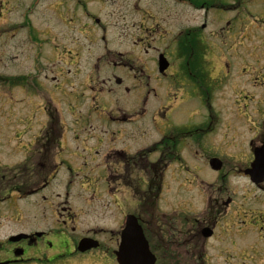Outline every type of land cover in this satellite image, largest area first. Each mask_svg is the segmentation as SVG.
<instances>
[{
  "label": "rangeland",
  "instance_id": "1",
  "mask_svg": "<svg viewBox=\"0 0 264 264\" xmlns=\"http://www.w3.org/2000/svg\"><path fill=\"white\" fill-rule=\"evenodd\" d=\"M66 2L67 5H65ZM136 3L139 12L146 11L154 14L155 10H158L162 14V10H165L171 14L168 21L175 20L182 23L181 17L177 20L175 18L180 15V6L171 2L136 0ZM120 6L121 0H0V159L13 166L25 159L24 151L16 143H32L38 137L46 123V116L40 108L44 104L43 96L55 97L57 98L55 106L60 109L59 113L66 124L62 123L64 125L62 137L65 142L62 141V151L56 157L57 164L63 162L64 165L59 168V172L50 185L51 190L61 196L57 200L55 198L53 204L61 201H63L62 204L66 201L68 204L73 202L76 208L83 210V208H90V203L87 201L93 199L95 204L115 203L119 209L118 212L116 208L110 206L109 214L105 213L101 217L92 213L77 214V209L74 210L75 218L71 222L72 229L75 230L71 234L73 240L77 242L91 232L93 235L100 236L99 240L104 246L102 245L100 250L93 251L91 254L81 255L79 258L73 256V259L69 258L65 262L58 261L55 264H117L112 251L107 252L114 245L111 244V236L107 231H112L114 228L119 230L120 226L124 225L128 213L137 214V202L131 193L124 189L127 184L145 188L146 182L142 180L146 181L147 178L145 173L131 171V168L123 172V166L114 164L110 173L113 175L112 184L108 187L105 157L113 150H123L132 154L152 146L172 132L196 131L192 136L180 141L178 152L181 161L172 163L165 172L159 202L161 209L173 211V209L180 208L184 209V212H186L185 208L190 207L195 212L202 209L204 200L193 187L198 188L200 183L212 184L220 179L221 172H216L210 167L209 161L213 158L221 159L225 164L223 170L230 171L227 183L223 185L228 186L230 192L236 193L234 197L236 201L242 200L243 193L251 186L248 179L239 176L235 171L244 166L247 142L254 138L255 129L229 131L231 115L225 109L219 108L222 101L219 100L215 104V98L213 102L211 99L207 102V104L212 103L213 106V112L209 113L210 116L205 112L206 106H202L195 100L193 94L185 90H174L175 94L165 95L168 84L164 83L160 88V84L152 83L154 74L148 72L155 66L157 68V58L160 53H166L167 56L169 54L171 63L179 64L178 67L181 68V62L177 57L179 52L172 47L160 51L151 49L150 52H145L138 47L135 50L132 49L129 46L128 28H126V40L120 37V34L122 28L125 31V27L134 20L138 21L139 17L121 18L118 11ZM263 8V5L251 7V9L258 10ZM28 9L35 10L34 15L26 14ZM64 10L68 11V14L62 17L61 11ZM50 16L56 26H53ZM190 16L192 12L184 10V23ZM95 20L100 22L99 26L95 24ZM47 23L51 24L52 29H45V27L48 28ZM150 23V20H146L147 25ZM28 24L30 28L33 26L31 30L26 28ZM180 24H175L176 30ZM160 25L162 31L169 29L162 22ZM44 30L46 34H39ZM29 31H31L30 36L38 41L42 49L52 51L48 56L50 59L43 58L40 66L35 69H33L31 60L32 54H30L33 48L28 47L30 39L25 37H29L26 35ZM124 40L125 44L121 45ZM106 44L107 47H105ZM34 45L36 47V44ZM106 48L122 52L123 56H110V58L113 62H123L131 69L133 66L130 65L134 64L135 67L132 70H135V73L132 77L136 74L135 80L138 85L144 86L147 82H151L150 88L154 89L156 96L151 93L149 99H146L147 92H143L142 97H139L138 92L134 91V88L139 90L135 87L134 80L130 83L129 87L132 88L130 92L123 88H116L113 86V81L110 87L115 92L100 96L97 99L98 111H92L88 123L83 128H78L86 121L85 114L91 111L93 106L91 91L88 83L84 84L85 80L93 72V66L96 63L99 64L97 59L110 52ZM183 51H188V49ZM78 54V60H75ZM78 68L80 72L78 80H73L72 73ZM110 68L111 70L102 64L101 69L95 70L93 79H97L98 73L101 79L111 76L112 69H114L112 64ZM142 70L145 73L141 74ZM29 73L30 82L43 83L48 78L47 88L42 87L41 93L37 96L32 97L29 93L32 88L24 93L21 88H14L10 84L13 81L10 78L22 79ZM124 73L129 74V71L120 70V77ZM75 85L79 94L72 90ZM187 89L193 92L195 88L190 85ZM49 90L54 94L50 95ZM248 91L250 95H255L253 91ZM69 96L80 97L71 100ZM245 102H251V98L246 99ZM162 107L170 109L165 117H156V111ZM122 111L129 114L135 111L141 113L132 123L121 125L119 121ZM238 115L244 117L243 114ZM242 116H239L238 120L245 123L242 121ZM22 119L28 120V126H23L27 134L20 133L16 140V129L23 130L18 128L21 126ZM71 124L78 127H72ZM208 129L211 130L208 131ZM200 130L203 133L199 132ZM225 134L227 142L223 140ZM232 135V142H228ZM156 160V154L152 155L150 161ZM29 173H25L26 177ZM29 178H33V175ZM221 184V182H216L214 186ZM38 200L39 197L27 198L21 203L23 210L21 219L10 221L0 227V260L8 255V250L12 245L7 241L14 233L31 235L47 231L48 239L55 244L54 235L57 232L54 223L55 214L49 211L46 219L37 214ZM186 214L177 213L176 217H184ZM187 215L194 217L191 214ZM234 218L235 214L231 213L227 220ZM118 222L120 223L117 224ZM26 248L29 253L36 251L29 246ZM50 255L51 251L47 254H36L34 257L38 259L34 261L40 264H51L52 261L48 258Z\"/></svg>",
  "mask_w": 264,
  "mask_h": 264
},
{
  "label": "flooded vegetation",
  "instance_id": "2",
  "mask_svg": "<svg viewBox=\"0 0 264 264\" xmlns=\"http://www.w3.org/2000/svg\"><path fill=\"white\" fill-rule=\"evenodd\" d=\"M165 1L180 6V15L175 18L177 20L181 17V24L175 20L168 21L171 17L168 11L162 10V14L158 10H155L154 14L146 11L139 12L136 0H121L119 16L123 19L139 17V20H134L126 27L124 26L125 31L122 28L120 37L124 39L127 37L126 28H128L129 46L134 50L138 47L145 52H150L151 49L160 51L172 47L179 52L177 57L181 62V68L178 67L179 64L171 63L168 54L167 58L170 61L165 71L159 72L157 60V68L155 66L148 72L154 74L152 83L160 84V88L164 83L168 84L165 95L175 94L174 90H185L193 94L195 100L206 106L207 114L209 111L213 112L212 103L207 104V102L210 99L213 102L215 98V104L219 100L222 101L219 108L225 109L231 115L229 131L255 129L254 138L247 142L244 166L235 171L248 179L251 186L243 193L242 200L236 201V198L234 199L236 193L230 192L229 187L223 185L227 183L230 171L222 169L220 179L217 181L221 182V185L197 189L198 194L204 200V207L202 213L192 218L187 214L193 211L184 212V209L180 208L163 212L162 218H154L153 197L148 193L150 192L148 189L145 194L149 195L146 199L149 206L145 217L142 212L138 214L139 221L147 236L149 247L156 257V264H264V8L262 10L251 9V7L264 6V0ZM184 10L192 12V16L186 23L183 20ZM66 13L68 14V11ZM146 20L151 21L150 25L146 24ZM160 22L169 29L162 31ZM175 24H180L177 30ZM125 40L121 45L125 44ZM184 49L188 51H183ZM107 55L97 59L99 64L95 62L93 72L87 76L84 83H88L91 100L95 104L100 98L99 94L115 92L110 87L113 81V86L116 88H123L130 92L132 88L129 86L134 80L135 87L139 89L134 88V91L138 92L139 97H142L143 92H147L146 99H149L151 93L156 96L154 89L150 88L151 82H147L144 86L138 85L135 80L136 74L132 77L135 73V70H132L135 67L134 64L130 65L133 66L131 69L123 62H113L110 58V56H123L122 52L110 51ZM48 56L42 49L34 47L32 51L34 68H32L39 67L43 58L50 59ZM131 59L134 58L131 57ZM102 64L109 70L112 64L113 74L101 79L98 73L97 79L94 80L93 74L95 70L101 69ZM120 70H128L129 74L124 73L120 77ZM140 73L143 74L145 71L142 70ZM72 75L73 80H78L79 68ZM47 80L48 78L43 83L30 82L28 75L19 79L18 88H21L24 93L32 88L31 91L36 90L40 94L42 87L47 88ZM190 85L195 88L193 92L187 89ZM106 88L107 91H105ZM248 90L253 91L255 95H250ZM73 91L79 94L78 90L73 89ZM49 94L52 95L54 92L49 90ZM75 98L72 96L71 100ZM250 98L251 102H245ZM169 109L159 108L156 114L165 117ZM79 113L82 114V112ZM140 113L135 111L129 114L122 111L119 124L132 123ZM238 114H243L244 117ZM89 115V112L85 114L86 123H82L78 128H83L88 123ZM239 116H242V121L245 123L238 120ZM48 121L49 119L45 123L43 136L36 138L32 143H18V147L25 153V159L22 162L13 166L0 161V227L10 221L20 220L23 214L21 203L26 200L27 193L35 192L32 196L39 197L36 203L37 214L46 219L48 212L53 211L54 223L61 229L54 236L55 244L48 239L47 231H44L39 237L28 238L18 245L11 246L8 255L0 260V264H27L32 258L37 259V257L31 258L33 254H47L49 251H51V256L48 258L51 261L77 254L74 250L65 251L63 249V245L71 244L67 229L70 228L73 231L71 222L75 215L72 206L57 201L53 204L54 199L57 200L59 195L51 190L50 185L57 175V154L62 150L61 145L57 143V129ZM21 122L28 125L26 119H22ZM195 132H172L166 135L163 139L164 145L159 152V159L167 164L175 159L181 160L177 154L178 145L182 139L192 136ZM199 132L203 133L202 130ZM23 133L27 134L25 128ZM226 136L225 134L223 137L225 142H227ZM232 140L233 135L228 142ZM123 153H118L120 155L118 161L123 166V172H126L131 165L135 164L126 157H122L126 156ZM256 153L260 157V174L257 184L251 181L248 173ZM149 159V157L142 159L141 166L150 168L154 172L155 164L159 159L155 162ZM63 165L64 163L61 162L60 166ZM159 167L162 168V166ZM10 168H16V170H9ZM27 172H30L27 175L29 182H33V179L36 182L27 183L25 174ZM160 172L161 170H158V173ZM32 175L33 178H29ZM110 206L111 204H100L98 208H83L80 211L85 214L96 213L101 217L105 213L109 214ZM177 213L187 214L184 217H176ZM231 213L235 214V218L227 220ZM110 240L114 245L107 252L114 253L119 244V234L118 237H110ZM27 246L36 251L29 253ZM100 247H102L101 243Z\"/></svg>",
  "mask_w": 264,
  "mask_h": 264
},
{
  "label": "water",
  "instance_id": "3",
  "mask_svg": "<svg viewBox=\"0 0 264 264\" xmlns=\"http://www.w3.org/2000/svg\"><path fill=\"white\" fill-rule=\"evenodd\" d=\"M164 62L165 61L163 60L161 61L162 71L166 67ZM259 163L260 157L259 154L256 153V161L253 164V169L250 171L252 180L256 183L258 182L259 176ZM210 164L214 170H220L222 167V163L218 159H212ZM97 246L98 242L92 239H83L80 241L78 249L81 252H85L91 248H96ZM116 255L119 264H155V257L149 250L143 230L136 217L133 215H130L127 218L126 226L121 234L120 247L116 252Z\"/></svg>",
  "mask_w": 264,
  "mask_h": 264
},
{
  "label": "trees",
  "instance_id": "4",
  "mask_svg": "<svg viewBox=\"0 0 264 264\" xmlns=\"http://www.w3.org/2000/svg\"><path fill=\"white\" fill-rule=\"evenodd\" d=\"M163 145H164V141H161L160 143H157L154 146H152L150 149H148L144 153H147L148 154V153H153V152L159 151V150L162 149ZM144 153L139 154V157L142 156V155H144ZM159 164H162V166L164 168L166 167V163H163L162 160L159 162ZM155 166L158 167L159 165L157 164ZM149 182H150L149 183L150 184L149 185V191L150 192H148V193L151 194L152 197H153L154 204L153 203L152 204H153V208H155L156 202H157V198H158V196L160 194V190H161L162 175H158L156 173L155 175H153V177L151 178V180ZM146 198H148V197H146ZM148 206H149L148 201L147 200L146 201H143L142 208L144 210H146V207H148Z\"/></svg>",
  "mask_w": 264,
  "mask_h": 264
}]
</instances>
